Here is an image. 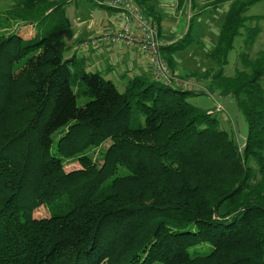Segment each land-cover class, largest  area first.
<instances>
[{"label": "trees", "instance_id": "trees-1", "mask_svg": "<svg viewBox=\"0 0 264 264\" xmlns=\"http://www.w3.org/2000/svg\"><path fill=\"white\" fill-rule=\"evenodd\" d=\"M4 1L0 264H264V49L224 74L235 38L250 44L260 31L246 15L259 0L230 2L209 51L191 24L162 47L174 71L175 54L200 44L214 63L208 91L232 98L247 123L242 146L190 103L203 90L146 74L118 88L64 57L67 0ZM133 1L159 28L156 0ZM67 160L79 168L65 171Z\"/></svg>", "mask_w": 264, "mask_h": 264}, {"label": "rangeland", "instance_id": "rangeland-1", "mask_svg": "<svg viewBox=\"0 0 264 264\" xmlns=\"http://www.w3.org/2000/svg\"><path fill=\"white\" fill-rule=\"evenodd\" d=\"M73 1V0H71ZM78 4H81V9L83 11L92 10V13H88L87 15L89 16L88 19H91L93 21L96 22V24H99L103 29H101V31L95 33H103L108 31L110 28H112L115 25V21L117 19L116 15H113V11L109 10V9H105L102 7H97L95 6L91 1L89 0H77ZM195 1V0H194ZM232 0H225L224 2H226L227 4H230ZM70 2V1H69ZM66 3V4H73V2L70 3ZM165 2H168L169 4H165ZM187 4H185V6L182 8V10L180 11L181 13L183 12V16L178 14V11L176 9V14L174 13V9H175V4L176 1L175 0H156L155 3L157 4V9L160 12L161 15V23L164 22H174L173 19H175V22H178V18L180 17L181 19V25L178 27L176 33L173 34L172 38L174 40H177L179 38H181L183 36V34L186 32L188 25L190 24L189 19H186V16H189L188 13V7L190 4V0H187ZM208 2H210V0H208ZM4 2H0V8L4 7ZM159 4V5H158ZM161 4V5H160ZM163 4V5H162ZM225 4V3H222ZM168 6V7H165ZM223 7V6H222ZM160 8V10H159ZM223 10V9H222ZM162 12H164L162 14ZM221 12V11H220ZM73 13V6H69L68 10L65 12L66 16H71V14ZM115 13V12H114ZM191 14V13H190ZM223 13H221L222 16ZM246 15L247 16H252V21H250V24H258L259 25V33L256 37V39L250 43L247 44L244 42V36H238L237 38H235L234 43H233V48L229 51L228 55H227V63L224 66V74L225 75H231L234 72V69L236 68H241V58H240V54L242 52L246 53V55L250 58L253 59L257 53V51H259L260 49H264V0H259L257 2H255L254 4H252L251 6H249L248 10L246 11ZM217 16V13L215 14V17ZM183 17V19H182ZM115 18V19H114ZM205 19L208 21L209 17H204L201 15H196L192 17L191 20V29L193 31L192 37H194V39L199 37H203V34L205 33V28L207 27V24H203ZM105 23L104 25L102 24ZM199 25H201V27H198ZM172 27L177 28V25L175 26L173 23H171ZM158 27V26H157ZM39 28V27H38ZM21 29L23 30V32H18L19 34H21L24 37H28L33 33V30L29 31V28H23L21 27ZM160 32H165L168 31L165 25H159ZM93 34V35H95ZM196 34V35H195ZM210 35V37H212V32L211 33H207ZM202 42V41H201ZM213 43V42H212ZM211 43V44H212ZM197 48V49H196ZM200 48H202L200 46V44L196 43L195 41H192V43H190V46L182 51H178L179 56L186 60L187 62V66H189L192 69L197 70V74L201 75L203 74L202 72V68H205L206 72V76L201 75L200 79H197L199 82L201 83H197L196 81V86L193 85L194 87H191L190 89H200L202 87V84H206V81L210 78L212 69H214V63L212 61H210V58H208L207 56H205L203 49L199 50ZM193 51L195 54L196 53H200L201 57L200 60H198L199 62V66L195 65L193 59L191 57H189V52ZM68 53L65 52L64 53V57H67ZM115 68V67H114ZM117 74H116V72ZM114 75H118L117 78H115L113 81L115 83V85L119 88L124 82L125 79H121L123 75L126 76V71L124 70L123 64L121 65V68L119 69L116 67V69L113 72ZM121 74H123L121 76ZM198 76V75H197ZM113 77V76H112ZM185 78V77H184ZM188 78V77H187ZM204 93H200L198 95H194L193 97L189 98L190 103L201 107V108H212V102L211 100L208 98V96L205 94L206 90L203 91ZM219 106L221 107V111L220 112H214L212 111V113L219 119L220 121V125L227 131L232 132L234 135V138L236 140V142L241 145L243 143V140L245 138V135L247 133V123L244 120L243 116L241 115V113L237 110L236 105L234 104V101L230 98V97H220L218 98V102ZM213 109V108H212ZM224 118H227V125L225 124ZM222 123V124H221ZM231 123V125H229ZM225 125V126H224ZM231 126V127H230ZM79 168V164L75 161V160H67L65 165H64V170L65 171H70L73 169H77ZM35 216H44L46 215L45 209L43 207H39L38 209H36V211L34 212Z\"/></svg>", "mask_w": 264, "mask_h": 264}, {"label": "crops", "instance_id": "crops-1", "mask_svg": "<svg viewBox=\"0 0 264 264\" xmlns=\"http://www.w3.org/2000/svg\"><path fill=\"white\" fill-rule=\"evenodd\" d=\"M69 1L73 2V4H65V12L68 10L69 6H73V13L71 14V16H68V18L71 21L72 27H73V36L67 42L68 49L66 52L68 53V56L66 58L72 56L73 54H76V55L82 57L84 60V63H85L86 70H88V71H99L103 77L110 79L112 82H114L115 81L114 79L118 77V75L116 77V75L113 74L114 70L116 69V67L118 68V66L120 69L122 64H123L124 70L126 71V76L121 74V76L123 75L121 79H125L123 81L124 83H125L127 78L132 77L134 75L146 74L149 76L147 62L142 57V55L132 46L130 47V46H124V45L117 44V45H107V46L102 45V46L95 47V46L90 45L87 48V50H85V51L78 49V44L81 41L88 39L89 36L101 31V29H103V28L99 24H96L95 21L88 19L89 16L87 15V12L92 13L91 9L83 11L81 9V4H78L77 0H73V1L67 0V3ZM210 1H213V0H210ZM207 2H208V0H195L194 2H192V4L190 2L189 7H188L189 18H188V16H186V19H189V22L191 24L190 19L192 20L193 16L201 15L204 17H209V20L207 21L205 19V21L203 23V24H207L206 25L207 27L205 28V33L203 34L202 38L199 37L203 43L202 45L204 46L205 50L209 51L212 48L211 43L214 41L217 29H218V23L220 21V18L222 17L221 13L224 14L227 11L229 4H227L226 2H223L225 4H222V3L213 4L212 5V7L214 8L213 9V8H211L210 4H207ZM187 3L188 2L186 0L180 6L178 1H176V3H174L176 7L174 9L173 14H176V12H177L176 9H177V10H179L178 14L183 16V12L181 13L180 11L182 10V8ZM165 4L168 5L169 3L165 2ZM156 6H157V4H156ZM165 7H168V6H165ZM159 10H160V8H159ZM163 13L164 12H162V14ZM216 13H217V16L215 17L214 15ZM113 15L117 16V19L115 22L120 21V18H121L120 12L113 11ZM182 19H183V17H182ZM178 20H179L178 22H175V19H173L174 22H167V21L164 22L163 21V23H160L161 25H165L167 30H168V31H165L163 33L159 32L160 30L156 26L160 37L163 38L164 40L168 41L169 44H171L172 42L175 41L172 38V36L174 33H176L178 27L181 25L180 17L178 18ZM171 23H173L175 26L177 25V28L172 27ZM102 24L104 25L105 23H103V21H102ZM190 24L188 25V27L190 26ZM198 27H201V25H199ZM211 32L213 33L212 37H210V35L207 34V33H211ZM192 34H193V31H192ZM189 57H191L193 59L195 65L199 66L198 60H200V57H201L200 53L195 54L193 51H190ZM201 70H202V72H204L205 68H202ZM174 71L178 72L181 76H183V78L185 77L184 76L185 74H191V72H193L194 74L197 73V70L192 69L189 66H187L186 60L182 59L178 53L175 54V70ZM116 74H117V72H116ZM197 75H199V74H197ZM185 78H187V77H185ZM190 78L192 80L196 81L197 83L199 82L194 77H190ZM198 79H200V76L198 77ZM124 83L120 87H123ZM199 83H201V82H199ZM206 85H207V81H206V84H204V85L202 84V87L200 89H202L203 91L206 90L205 94L208 96V98L213 103L212 104L213 109L212 108L211 109L206 108V110L207 111H214L215 107L217 105H219L217 102H218V98H220V96H218L216 93H212V92L208 91V88ZM194 90L200 91L197 88ZM222 120H224L226 125L228 124L227 118H224ZM229 125H231V123ZM242 145H243V143L240 146H242Z\"/></svg>", "mask_w": 264, "mask_h": 264}, {"label": "built area", "instance_id": "built-area-1", "mask_svg": "<svg viewBox=\"0 0 264 264\" xmlns=\"http://www.w3.org/2000/svg\"><path fill=\"white\" fill-rule=\"evenodd\" d=\"M89 1L97 7L120 12L121 18L108 31L91 35L88 39L81 41L78 49L85 51L90 45L95 47L117 44L132 46L147 62L149 77L152 80L184 89L196 86V82L191 78H183L178 72L170 69L162 54V47L169 42L160 37L156 25L150 22L143 14L142 8L133 0ZM221 110V107L217 105L214 112Z\"/></svg>", "mask_w": 264, "mask_h": 264}]
</instances>
